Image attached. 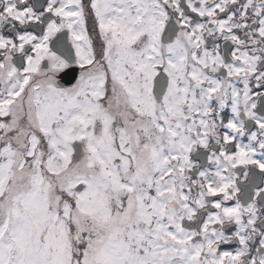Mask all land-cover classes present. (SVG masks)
<instances>
[{
	"label": "snow or ice",
	"instance_id": "snow-or-ice-1",
	"mask_svg": "<svg viewBox=\"0 0 264 264\" xmlns=\"http://www.w3.org/2000/svg\"><path fill=\"white\" fill-rule=\"evenodd\" d=\"M0 264H264V0H0Z\"/></svg>",
	"mask_w": 264,
	"mask_h": 264
},
{
	"label": "flooded vegetation",
	"instance_id": "flooded-vegetation-1",
	"mask_svg": "<svg viewBox=\"0 0 264 264\" xmlns=\"http://www.w3.org/2000/svg\"><path fill=\"white\" fill-rule=\"evenodd\" d=\"M90 23V22H89Z\"/></svg>",
	"mask_w": 264,
	"mask_h": 264
}]
</instances>
